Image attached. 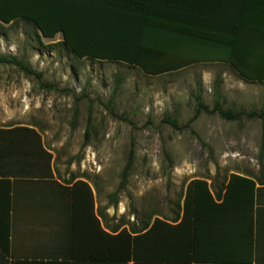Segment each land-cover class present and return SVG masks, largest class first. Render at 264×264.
I'll return each instance as SVG.
<instances>
[{
    "label": "rangeland",
    "instance_id": "374dc122",
    "mask_svg": "<svg viewBox=\"0 0 264 264\" xmlns=\"http://www.w3.org/2000/svg\"><path fill=\"white\" fill-rule=\"evenodd\" d=\"M61 40L42 37L24 20L0 21V55L21 59L54 86L0 64V127L36 130L57 177L89 192L93 211L106 214L99 219L106 231V223L127 231L145 218H173L192 179L264 174V117L247 116L264 111V82L236 77L218 62L150 75L79 59ZM196 96L209 108L218 102L243 114L227 120L201 111L193 118ZM170 119L189 126L175 129Z\"/></svg>",
    "mask_w": 264,
    "mask_h": 264
},
{
    "label": "crops",
    "instance_id": "0c3cea01",
    "mask_svg": "<svg viewBox=\"0 0 264 264\" xmlns=\"http://www.w3.org/2000/svg\"><path fill=\"white\" fill-rule=\"evenodd\" d=\"M79 4L70 0L66 6L76 21ZM85 5L92 13V37L105 43H164L169 52L161 58L217 63L208 51L195 50L194 39L204 33L222 39L231 35L237 47L247 44L250 58L264 61V0H87ZM33 138L23 130L0 132V264H264V192L256 198L254 213L249 208L246 213L236 192L223 204L222 179H206L223 206L203 216L199 261L189 258L182 236L164 225L135 245L129 232L131 243L119 257L92 255L90 193H78L74 181H61L51 161L47 165L29 155ZM260 182L256 187L263 186Z\"/></svg>",
    "mask_w": 264,
    "mask_h": 264
},
{
    "label": "trees",
    "instance_id": "16d2710c",
    "mask_svg": "<svg viewBox=\"0 0 264 264\" xmlns=\"http://www.w3.org/2000/svg\"><path fill=\"white\" fill-rule=\"evenodd\" d=\"M86 1L79 0L81 9L77 16L78 21H76V14L73 17L71 10L67 12L68 7L66 6L70 0H0V21L4 23H12L16 20L27 21L33 25L39 35L45 38L54 37L56 33L60 32L62 34L61 44L79 59L91 58L99 61H115L137 68L150 75L172 73L179 71L178 69L181 67L199 63V60L175 62L161 58L169 52L168 44L164 43L150 46L123 45L105 43L102 39L93 38L92 28H90L88 22V17H92V13L86 11ZM203 35L204 38L200 40L194 39L196 42L194 48L198 53L199 51H208L209 56L219 60L218 63L230 67L243 80L264 82V61H257L255 59L257 57L253 54L251 57L254 58H250L247 44L237 47L233 44L231 35L223 39L210 33H204ZM209 56L206 55L205 57ZM0 64H13L27 76L35 78L42 87L54 88L53 85L43 81L41 72L35 71L15 56L0 55ZM201 111L207 114L217 113L227 120H239L243 114L241 111L235 112L231 109H224L218 102H215L213 107L209 108L201 101L199 96H196L193 118H196ZM77 113V106H75L74 118H76ZM247 116L263 118L264 111H252ZM169 122L173 128L178 130L189 126V123L180 126L175 119H170ZM20 130L29 132L34 137V144H32L34 148L29 151V155L34 159H38V162L42 160L49 165L51 154L43 148L36 130L24 126H13L8 129H0V132L14 133ZM261 140L263 147L264 132H262ZM130 160L131 153L124 168L123 179L126 178ZM257 181H261L259 184L263 186L256 187ZM221 188L224 191L223 204L227 202L230 194L236 192L239 197L238 201L244 211L247 213L249 208V211L253 214L256 198L259 197L260 192H264V174L261 172L257 178L251 179L249 174L230 173L228 178L226 176L222 178ZM89 197L92 200L90 194ZM219 205L220 203H216L211 194L207 180L205 178H195L188 182L182 204L178 206L173 218L155 216L152 221L145 218L140 221L139 227L132 226L127 231L119 230V225L110 226L106 223V228L111 233L117 232V235L113 236L106 233L99 224V219L107 221L106 214L102 212L95 213L92 207V255L119 257L123 253V246L131 243L129 232L134 233L132 242L135 245L144 238L149 240L147 237L152 236L155 228L164 225L171 229L175 236H182V243L188 247L189 258L193 261H199L201 248L200 227L203 216L207 213L214 214ZM255 212H257V209ZM167 220L173 222V224L166 222ZM66 255H68V252Z\"/></svg>",
    "mask_w": 264,
    "mask_h": 264
}]
</instances>
